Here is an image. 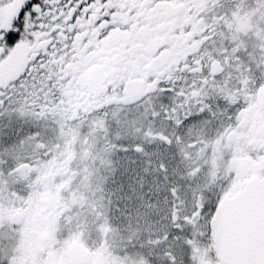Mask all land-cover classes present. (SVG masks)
Returning <instances> with one entry per match:
<instances>
[{"label": "snow or ice", "instance_id": "6c2138e0", "mask_svg": "<svg viewBox=\"0 0 264 264\" xmlns=\"http://www.w3.org/2000/svg\"><path fill=\"white\" fill-rule=\"evenodd\" d=\"M258 115L264 0H0V264H264Z\"/></svg>", "mask_w": 264, "mask_h": 264}, {"label": "flooded vegetation", "instance_id": "af4514ba", "mask_svg": "<svg viewBox=\"0 0 264 264\" xmlns=\"http://www.w3.org/2000/svg\"><path fill=\"white\" fill-rule=\"evenodd\" d=\"M258 119L264 120V117L258 115ZM76 248L91 251L93 264H120L119 255L115 248H111L106 242L88 235H84L83 239L79 235L67 238L56 251L60 256H64ZM200 264H215L210 255V248L207 246L201 249Z\"/></svg>", "mask_w": 264, "mask_h": 264}]
</instances>
